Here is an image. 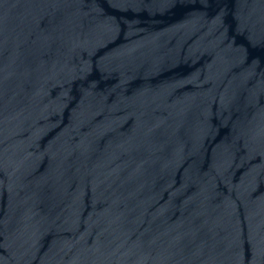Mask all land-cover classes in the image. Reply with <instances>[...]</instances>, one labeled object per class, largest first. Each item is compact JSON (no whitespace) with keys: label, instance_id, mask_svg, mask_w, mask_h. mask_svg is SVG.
Listing matches in <instances>:
<instances>
[{"label":"water","instance_id":"1","mask_svg":"<svg viewBox=\"0 0 264 264\" xmlns=\"http://www.w3.org/2000/svg\"><path fill=\"white\" fill-rule=\"evenodd\" d=\"M0 264H264V0H0Z\"/></svg>","mask_w":264,"mask_h":264}]
</instances>
